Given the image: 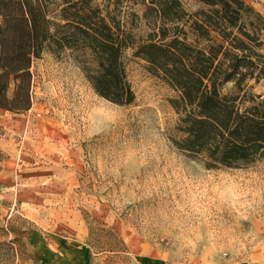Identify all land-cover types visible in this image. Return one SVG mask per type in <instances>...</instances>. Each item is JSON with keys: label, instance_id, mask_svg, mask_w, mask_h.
Returning <instances> with one entry per match:
<instances>
[{"label": "rangeland", "instance_id": "1", "mask_svg": "<svg viewBox=\"0 0 264 264\" xmlns=\"http://www.w3.org/2000/svg\"><path fill=\"white\" fill-rule=\"evenodd\" d=\"M128 56L130 105L45 51L31 107L0 110V264H264V159L209 168L178 149L177 91Z\"/></svg>", "mask_w": 264, "mask_h": 264}, {"label": "trees", "instance_id": "2", "mask_svg": "<svg viewBox=\"0 0 264 264\" xmlns=\"http://www.w3.org/2000/svg\"><path fill=\"white\" fill-rule=\"evenodd\" d=\"M0 0V110L31 107V65L69 53L100 97L130 105L141 59L178 96L174 143L209 168L264 159V15L245 0Z\"/></svg>", "mask_w": 264, "mask_h": 264}]
</instances>
